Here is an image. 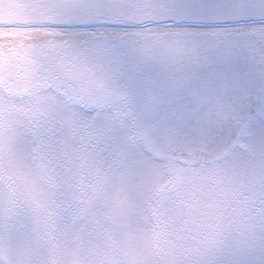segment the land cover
I'll return each mask as SVG.
<instances>
[{
    "label": "rangeland",
    "instance_id": "1",
    "mask_svg": "<svg viewBox=\"0 0 264 264\" xmlns=\"http://www.w3.org/2000/svg\"><path fill=\"white\" fill-rule=\"evenodd\" d=\"M22 107L0 90L1 120L7 109ZM32 113L35 128L57 123L58 153L78 147L79 134L95 139L78 150L83 165L72 164L75 182H55L42 167L53 199L33 189L30 211L38 227L30 229L7 209L12 201L0 199V264H30L31 256L42 264H236L244 253L264 250V153L258 147L244 162H234L231 150L214 164L169 165L148 150L128 114L109 116L96 129L63 109L62 120L56 119L61 113L35 105ZM245 131L264 134V108ZM51 231L59 236L49 244Z\"/></svg>",
    "mask_w": 264,
    "mask_h": 264
},
{
    "label": "snow or ice",
    "instance_id": "2",
    "mask_svg": "<svg viewBox=\"0 0 264 264\" xmlns=\"http://www.w3.org/2000/svg\"><path fill=\"white\" fill-rule=\"evenodd\" d=\"M103 7L105 5L96 2V0H68L60 11L65 22L53 26L51 30L57 33H66L58 30V28L74 23L98 21L118 23L114 19L100 15V10ZM165 9L170 13L167 19L177 18V22L236 15L237 18L247 17L259 20L262 24L259 29L264 30V0H260L259 5L232 4L226 0H169ZM253 9L258 11L260 15L242 14L250 13ZM162 23L164 21L153 20L147 27H159ZM138 28L139 30L133 32L142 33L145 30L142 25ZM169 30H172L171 26H169ZM211 34L224 38L221 30L212 31ZM91 35L100 37L104 33H91ZM257 50L259 58L264 60V31H261L258 36H253L251 42L242 47V52L245 55L257 56ZM240 54L241 52L236 51L234 47L219 50L215 55L207 57L204 64L215 61L226 67L231 64L235 56ZM112 59L114 63L119 62L118 55L114 54ZM146 68H132L129 69L128 73L119 72L120 77L127 81L125 87L129 90L131 99L136 105L134 115H138L157 133L171 123L180 125L190 119H196L204 132H211L216 129L221 132L224 131L222 114L226 108L235 107L227 98L229 81L226 76L217 86L213 87H202L194 83L193 79L186 78L180 85L172 88L167 84L156 83L151 78H144L142 74ZM133 73L139 74L133 75ZM73 80H79L80 83H74ZM53 82H56L59 89L56 93L59 98L56 100L45 99L43 93L45 90H51ZM20 84L21 87L17 89V92L22 91L31 94L30 97H24L31 100L28 105L30 109L35 105L42 112H52L53 114L61 113V109H63V112L75 114L80 122L89 124L90 128L100 129L107 118L112 115L114 105L122 104L125 109L131 107L128 95L121 98L117 94L110 93L103 82L92 79L87 74L82 79L79 78L78 74L73 79H67L61 74V69L56 66L54 61H40L35 56L22 70ZM56 119L62 120L63 114L57 115ZM28 127L32 128V132L26 131L22 139L25 142L32 141L33 155L41 167L52 164L59 145L57 123L55 120H50L46 124L42 123L38 128L33 127L32 124H28ZM97 147L103 148L104 145L99 144ZM15 167L13 165V168ZM8 179L11 181L13 177L9 176ZM36 255L39 256V251ZM32 264H42V260L35 259ZM236 264H264V250L259 254L244 253L242 258L236 261Z\"/></svg>",
    "mask_w": 264,
    "mask_h": 264
},
{
    "label": "water",
    "instance_id": "3",
    "mask_svg": "<svg viewBox=\"0 0 264 264\" xmlns=\"http://www.w3.org/2000/svg\"><path fill=\"white\" fill-rule=\"evenodd\" d=\"M68 0H0V24H62L65 21L60 15L62 7ZM105 5L101 8L100 15L107 16L118 23L98 21L90 23H74L76 25L93 23H135L142 24L161 20L164 22H177V18L167 19L170 14L165 9L169 0H96ZM232 4L247 3L259 5L260 0H226ZM120 10V11H117ZM251 15H260L255 9ZM257 20L254 18H237L236 15L217 16L210 19L184 20L178 23H224ZM135 40V39H133ZM251 39L242 34L224 35V38L212 34H179L169 38L142 44L149 52H160L174 56H182L185 52L192 54V61L186 67H147L143 72L144 78H151L159 84H167L175 88L186 78L193 79L199 86H217L224 76L229 81L227 98L235 107H228L222 114V126L224 131L218 129L211 132L201 130L196 119H190L186 123H171L157 133L147 123L135 115L139 129L153 153L170 160H183V164L194 165L209 163L223 158L232 148L235 141L231 137V124L240 119V115L249 119L256 105L264 101V70L249 63L242 47L250 43ZM119 43H125L119 41ZM133 43V41H132ZM126 44V43H125ZM129 45V44H128ZM234 47L241 52L228 66L215 61L205 60L219 50ZM257 58L259 53L257 50ZM204 64V65H203ZM138 68L135 63L134 50L129 54L126 63V73L129 69ZM139 73H133L138 75ZM211 147L215 155L205 160L203 151Z\"/></svg>",
    "mask_w": 264,
    "mask_h": 264
},
{
    "label": "clouds",
    "instance_id": "4",
    "mask_svg": "<svg viewBox=\"0 0 264 264\" xmlns=\"http://www.w3.org/2000/svg\"><path fill=\"white\" fill-rule=\"evenodd\" d=\"M135 63L138 68L145 67H186L192 61V54L185 52L182 56H174L171 54L160 52H149L141 44L134 45ZM17 55L21 57L22 64L11 69L14 74V83L20 85L21 73L25 68L23 62V52L17 50ZM81 54L75 51L67 53L65 56L58 58L55 62L56 66L61 69V74L67 79H73L77 74L85 72L90 78L97 80L101 75L99 69L93 63H83ZM247 60L253 66H259L264 70V60L258 59L257 56L246 55ZM8 70L6 69V75ZM105 85L109 90L118 91L121 98L125 95L129 96L131 111H135V103L131 99L129 90L125 87L127 81L120 77L119 72L107 67L103 70ZM79 84V80H73ZM59 89L56 82H53L51 90H45L44 95L47 99L56 100ZM14 98L23 105L12 114L11 120H5L0 123V199L11 200L14 207V214L22 217L30 229L38 227L37 217L34 212L30 211V202L32 199L33 189L43 193L46 200L53 199V193L47 184L45 175L39 162L33 155L34 149L32 144L22 139L23 134L27 131L29 123V115L25 110L28 108L30 99L25 96H31L27 92H14ZM247 116L240 115V119L231 124V137L235 141L232 146V157L234 162L247 161L253 151L259 148L264 153V134L254 137L245 129L249 124ZM215 150L211 147L206 148L202 155L205 160L215 155ZM183 157L177 160L179 166H183ZM199 161L197 162V166ZM13 165L16 167L13 168ZM16 174V179L11 183L8 179L9 173ZM18 173V174H17ZM167 174L165 180H167Z\"/></svg>",
    "mask_w": 264,
    "mask_h": 264
},
{
    "label": "flooded vegetation",
    "instance_id": "5",
    "mask_svg": "<svg viewBox=\"0 0 264 264\" xmlns=\"http://www.w3.org/2000/svg\"><path fill=\"white\" fill-rule=\"evenodd\" d=\"M17 50H21L23 52V62L24 67H26L35 56L37 60L43 61H54L56 62L58 58L65 56L67 53L72 51L78 52L81 54L82 50H84V46L79 44L78 41L73 39H61V40H53V39H39V38H15L13 40H9L6 37H0V90L6 96L11 97L13 99V93L17 92V89L21 87V84L18 86L17 83H14V74L11 69L16 67L17 65L22 64V59L17 55ZM81 61L85 64L92 62L93 56L89 54H81ZM6 69L8 70L6 75ZM79 78L82 77V72L78 74ZM47 85L45 84V87ZM31 103V102H30ZM29 103V104H30ZM34 109V105L32 109L28 107L29 113V123H34V114L32 113ZM17 109H7L5 111V118L1 120L0 123L4 122L6 119L11 120L12 114L16 112ZM114 113V114H113ZM112 119L123 114H126L125 106L120 104L117 107H113ZM34 126V125H33ZM27 132H32V128H27ZM92 134L85 132L84 134H79L77 137V146H71L70 149L66 147L65 152L60 151L56 152V156L54 162L52 164H48V168L51 171V175L55 178V182H69L76 181L74 175L70 174V171L73 169L72 164L77 166L76 163L79 164L78 150L79 148H83L91 143V140H94ZM79 144V145H78ZM83 165V164H79ZM59 173V174H58ZM12 208V209H10ZM9 211L14 212V207L9 206L7 208ZM51 235V234H49ZM53 235V234H52ZM51 235V236H52ZM33 262V259H30V264Z\"/></svg>",
    "mask_w": 264,
    "mask_h": 264
},
{
    "label": "bare ground",
    "instance_id": "6",
    "mask_svg": "<svg viewBox=\"0 0 264 264\" xmlns=\"http://www.w3.org/2000/svg\"><path fill=\"white\" fill-rule=\"evenodd\" d=\"M151 23L144 24V31L142 33H134L133 31L139 30L138 26L141 25H83V26H71L62 25L58 30L66 33H57L52 31V27L56 25H31V26H16V25H0V37H6L9 40L15 38H39V39H82L81 42L90 41L92 39H110L117 40L124 37H136L138 42H145L148 40H157L161 38H166L176 34H211L212 31L221 30L223 34H245L249 37L258 36L261 31L259 29L262 24L261 22H241L235 24H222V25H199V24H175V23H165L161 24L159 27L148 28L147 25ZM171 26L172 30H169ZM181 29H186L189 31H182ZM196 31V32H193ZM104 33L103 36L97 37L91 35V33ZM128 32V33H125ZM208 32V33H201ZM142 42V43H143ZM264 108V103L261 106H257L254 111ZM131 115V114H130Z\"/></svg>",
    "mask_w": 264,
    "mask_h": 264
}]
</instances>
